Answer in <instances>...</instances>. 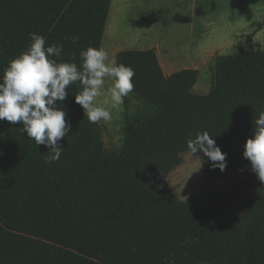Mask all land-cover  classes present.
<instances>
[{"label": "trees", "instance_id": "obj_1", "mask_svg": "<svg viewBox=\"0 0 264 264\" xmlns=\"http://www.w3.org/2000/svg\"><path fill=\"white\" fill-rule=\"evenodd\" d=\"M111 0H0V78L26 51L31 33L62 45L58 62L81 64L100 48ZM79 40L73 42L72 36ZM117 64L135 70L124 143L107 150L101 124L75 102L77 82L58 107L71 131L58 161L19 122L0 121V264H264V183L237 180L250 172L243 151L264 111V50L253 45L218 56L207 94L195 93L199 70L166 75L156 48L127 49ZM208 132L227 153L224 171L203 153L207 191L183 200L170 173L189 152L188 140ZM229 180L223 191L217 184Z\"/></svg>", "mask_w": 264, "mask_h": 264}, {"label": "rangeland", "instance_id": "obj_2", "mask_svg": "<svg viewBox=\"0 0 264 264\" xmlns=\"http://www.w3.org/2000/svg\"><path fill=\"white\" fill-rule=\"evenodd\" d=\"M119 1L113 0V4H119ZM135 2L123 11H119V5H115L114 12L112 11L109 29L104 34L101 46L107 51L109 61L116 60V50H147L154 48L153 45L156 46L160 41L163 46L160 52L162 60L163 56L170 59L171 67L176 69L174 72L186 68L198 69L199 79L193 90L198 94H207L212 85L210 68L218 56L233 55L248 48L252 38L255 41L254 47L264 50V0ZM110 86L111 81L106 79L97 104L108 107L112 119L99 123L103 129L107 150L119 152L124 143L127 111L123 103L115 108L110 104H103ZM126 97L131 101L128 109L131 114L138 103L131 93ZM202 167L199 157L190 152L182 154V163L169 176V186L179 198L186 200L205 194L207 178ZM249 169L247 174H242L241 168L237 169L230 178H237L239 181L247 178L258 179L250 164ZM217 184L225 191L230 182L224 179ZM201 264L209 263L204 261Z\"/></svg>", "mask_w": 264, "mask_h": 264}, {"label": "clouds", "instance_id": "obj_3", "mask_svg": "<svg viewBox=\"0 0 264 264\" xmlns=\"http://www.w3.org/2000/svg\"><path fill=\"white\" fill-rule=\"evenodd\" d=\"M30 36L27 50L8 63L0 78V121L19 122L23 133L36 145L50 149L45 162H55L64 151L59 141L72 127L65 119V110L57 103L69 95L68 86L80 84L81 91L75 95V102L83 108L90 123L108 122L112 119L110 109L97 104L106 79L111 81V86L107 88L103 104L115 108L132 92L135 70L117 64L115 59L109 61L103 47L81 51L79 66L75 62H58L54 57L62 56V45H47L45 36L37 33ZM71 39L77 42L79 37L74 35ZM187 148L193 155L203 153L207 156L211 167L225 170L227 153L220 150L208 132L198 133L188 140ZM243 156L264 183V111L255 119L252 137L246 140Z\"/></svg>", "mask_w": 264, "mask_h": 264}, {"label": "crops", "instance_id": "obj_4", "mask_svg": "<svg viewBox=\"0 0 264 264\" xmlns=\"http://www.w3.org/2000/svg\"><path fill=\"white\" fill-rule=\"evenodd\" d=\"M136 2H135V0H120L119 1V4H113V0H112V3H111V7H110V12H109V16H108V21H107V24H106V28H105V33L106 32H108V29H109V20H110V17H111V14H112V11L114 12V9H115V5H119V11H123V10H126L127 8H128V6H132V5H134ZM104 33V34H105ZM251 39V38H250ZM253 43L255 44V41L253 40V38L251 39V41H250V44L251 45H253ZM153 45V44H152ZM154 46V48H156V50H157V53H158V57H159V60H160V63H161V65H162V67H163V70H164V72H165V74L166 75H171L172 73H174V71L176 70L174 67H171V65H170V63H169V60L170 59H168V58H166V57H164L163 56V60H162V57H161V54H160V52H161V50H162V48H163V46H161V42L160 41H158L157 42V45L155 46V45H153ZM152 46V47H153ZM254 46V45H253ZM256 48V47H255ZM257 50H259V49H257ZM118 52V50H116L115 51V53H117ZM183 67V66H182ZM171 73V74H170ZM204 88H206V87H204ZM204 88H202V89H204Z\"/></svg>", "mask_w": 264, "mask_h": 264}]
</instances>
